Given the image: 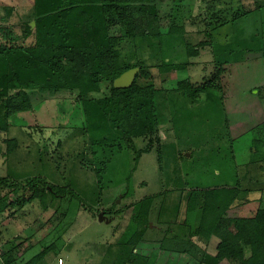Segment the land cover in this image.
<instances>
[{
    "label": "rangeland",
    "instance_id": "1",
    "mask_svg": "<svg viewBox=\"0 0 264 264\" xmlns=\"http://www.w3.org/2000/svg\"><path fill=\"white\" fill-rule=\"evenodd\" d=\"M154 3L158 7L161 34L166 35L170 25L182 26L184 33L178 40H171L172 43L162 41L156 49L149 45L140 48L139 59L154 79L159 123L156 135L160 136V143L156 135L133 139L131 145L136 151L145 148L149 140L154 141V147L138 157L129 181L130 159L125 167H116V174L105 177L104 186L98 191V179L92 172L93 155L90 157L97 147L88 145L89 131L80 135H69L71 130L66 129L54 134L49 129L34 132L27 127L21 128L24 124L21 120H15L8 130L0 129V179L10 177L11 182L25 185V178L42 176L57 187L68 188L76 196L66 195L61 200L50 201L44 210L34 201L22 208L26 210L24 213L13 217L7 213L2 219L0 217V248L30 239L26 253L9 264H24L44 251L45 255L36 264H59V259L63 264H180V260L182 264H205L203 257L216 253L217 237L207 242L199 236L196 239L188 237L198 223L192 208L195 203L203 202L206 189L232 188L237 180L238 187L249 190L247 199L264 198V0H155ZM13 5L12 0H0V22L16 25L19 19L16 15L22 17L27 13L26 0L14 7L16 11L10 9ZM5 8L12 11L11 14ZM236 10L245 13L237 21L236 38L253 42L249 51L243 52L244 59L239 51L232 53L229 59L233 63L227 70L221 64L225 59V47L203 45L202 41L208 40L204 34L209 31L216 14L233 15ZM187 44L198 46V55L190 56ZM256 46L260 47L254 52L251 48ZM163 59L182 68L158 75L156 67ZM214 76L222 79V89L212 87L189 96L183 90H174L169 83L187 79L193 89ZM108 93L109 83H102L101 91L90 96L102 98ZM46 94L31 91L29 96L40 105L48 98ZM52 95L68 96L69 92L58 91ZM3 115L4 109L0 107V118ZM25 130L32 133V141L48 145L49 151H55V145L62 140L58 151H62L63 167L57 169L48 165L50 157H45L42 167L30 168L31 164L35 166V159L28 164L20 161L17 155L21 148L8 156V139H17L21 146L31 142L33 148L34 141ZM36 147V152L43 149ZM81 152L83 157L79 155ZM135 155L131 150V158ZM20 172L21 175H17ZM3 185L0 183V196L7 191ZM259 188L260 191H256ZM95 191L99 193V203L88 206L93 204L90 197ZM190 191L196 198L189 210ZM147 198H150V206L144 216L140 214V207L144 204L142 200ZM12 200L14 197L10 196L8 201ZM238 207L236 205L228 213L238 214ZM100 212L103 214L101 220L98 218ZM135 217L149 219V228L138 240L146 236L145 239L163 245L161 249L165 251L161 253L158 245L149 261L136 256L145 249L143 246L135 252L138 246L133 249L127 243V240L133 242L137 233L144 229H136L135 223L139 222L134 221ZM127 234L128 239L123 241ZM188 240L197 244L191 245ZM145 241V245L149 244ZM171 250L178 253V259L172 255L170 259ZM0 264H4L1 256ZM217 264L236 263L223 260Z\"/></svg>",
    "mask_w": 264,
    "mask_h": 264
},
{
    "label": "trees",
    "instance_id": "2",
    "mask_svg": "<svg viewBox=\"0 0 264 264\" xmlns=\"http://www.w3.org/2000/svg\"><path fill=\"white\" fill-rule=\"evenodd\" d=\"M21 1L25 0H12L14 5L10 9L18 7ZM154 1L26 0L28 10L22 17L16 15L19 17L16 22L18 24L9 25L2 22L3 20L0 22V107L4 109V115L0 118V129L8 130L15 120H21L24 123L20 125L21 128L27 127L34 132L49 129L54 134L66 129L71 130L69 135H80L89 131L88 145L97 147V150L91 151L90 157L93 155L92 161L96 165L92 172L98 179V191L104 186L103 179L116 174V167H125L128 159L132 162L127 175L129 181L138 157L154 147V141L149 140L145 148L136 151L131 145L133 139L147 136L150 138L156 135L159 128L154 101V79L148 67L139 59L140 48L149 45L156 49L162 41L170 43L173 39L178 40L184 33L182 26L170 25L167 34H161L158 7ZM5 9L11 14L12 11ZM234 12L233 15L216 14L210 22L209 31L204 34L208 40L202 41L203 45L225 47V59L221 63L225 69L233 63L229 59L233 52L239 51L240 57L244 59L243 52L249 51L253 42L236 38L237 21L245 13L240 10ZM32 21L34 26L30 25ZM14 28L18 31L15 32ZM259 47L251 49L256 52ZM187 52L190 56L198 55V46L187 44ZM133 67H138L139 72L132 85L128 88L113 87V80ZM156 68L159 75L182 67L163 59L162 64ZM212 78L206 84L193 89L187 79L171 80L169 83L174 90H183L185 95L189 96L212 87L222 89V79L217 76ZM102 83H109V93L102 98H92L90 94L99 93ZM31 91L40 94L47 92L48 98L39 105L29 96ZM58 91H67L69 95L51 96ZM37 105L39 106L36 109ZM25 132L31 140L32 133L26 130ZM156 137L160 143V136ZM33 143L31 148V142L21 146L17 139H8L6 154L9 156L16 152L17 148H21L17 155L20 161L28 164L35 159V166L31 164L30 168L42 167L45 157H50L48 165L57 169L62 166V151H58L63 144L62 140L55 145L59 148L55 151H49V146L40 144L39 141ZM35 145L38 148L43 147L42 151L37 153L34 150ZM131 150L136 154L132 158ZM79 155L83 157L82 152ZM24 157L27 160H24ZM32 172L30 170L31 174ZM17 175H21V172ZM11 180L13 179L10 177L0 179V183H4L3 186L7 188L0 196L1 219L7 213H10L9 217H13L26 212L22 208L34 201H38L41 210H44L50 201L61 200L66 195L76 197L68 188L57 187L42 176L25 178V185ZM238 185L240 186V183L236 180L235 187L232 188L206 189L203 202L195 203L192 208L198 223L190 230L192 234L188 239H196L199 236L207 242L212 237H217L218 241L215 255L203 257L205 264H217L223 260L236 264H264V198L250 201L245 197L249 195V190L247 192L246 188H240ZM98 191L90 197L93 204L88 206H97ZM256 191H260V188ZM10 196L14 197L12 202L8 201ZM195 198L196 195L190 191L187 204L189 210V207H193L192 201H195ZM142 202L144 204H141L140 214L146 216L150 198L143 199ZM236 205H239L238 214L230 215L228 212ZM138 218H134L135 222H139L134 224L136 229H144L139 233L135 232L137 238L133 242L127 240L128 234L123 241L127 240L133 249L138 246L135 252H138L139 246H143L145 249L136 256L149 261L153 258L152 252L156 253L154 250L158 245L161 253L165 251L161 249L163 245L145 239L146 236L138 240L143 231L149 228V219ZM152 228L154 229V225ZM29 240L23 239L13 245L1 247L0 256L4 264L14 263L24 255L29 249ZM145 240L149 241V244L145 245ZM193 241L188 240V243L196 245ZM177 254L171 250L170 259L171 255L176 259ZM44 255L45 251L33 256L24 264H36ZM179 262L182 264L181 260Z\"/></svg>",
    "mask_w": 264,
    "mask_h": 264
},
{
    "label": "water",
    "instance_id": "3",
    "mask_svg": "<svg viewBox=\"0 0 264 264\" xmlns=\"http://www.w3.org/2000/svg\"><path fill=\"white\" fill-rule=\"evenodd\" d=\"M30 25L34 26V22L32 21L30 23ZM138 72H139L138 67H133V68L126 70L120 76H118L117 78H115L113 80V87H115V88H128V87H130ZM102 216H103V214H102V212H100L98 215L99 220L102 219Z\"/></svg>",
    "mask_w": 264,
    "mask_h": 264
},
{
    "label": "built area",
    "instance_id": "4",
    "mask_svg": "<svg viewBox=\"0 0 264 264\" xmlns=\"http://www.w3.org/2000/svg\"><path fill=\"white\" fill-rule=\"evenodd\" d=\"M59 264H63V261L61 259L58 260Z\"/></svg>",
    "mask_w": 264,
    "mask_h": 264
},
{
    "label": "crops",
    "instance_id": "5",
    "mask_svg": "<svg viewBox=\"0 0 264 264\" xmlns=\"http://www.w3.org/2000/svg\"><path fill=\"white\" fill-rule=\"evenodd\" d=\"M213 238V237H212Z\"/></svg>",
    "mask_w": 264,
    "mask_h": 264
}]
</instances>
